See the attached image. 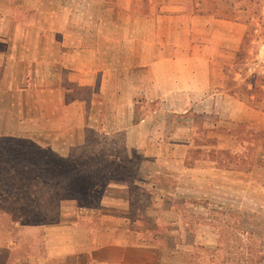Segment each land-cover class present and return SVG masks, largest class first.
I'll return each instance as SVG.
<instances>
[{
    "label": "rangeland",
    "instance_id": "obj_1",
    "mask_svg": "<svg viewBox=\"0 0 264 264\" xmlns=\"http://www.w3.org/2000/svg\"><path fill=\"white\" fill-rule=\"evenodd\" d=\"M182 1L189 13L228 19V51L208 52L223 63L214 76L224 92L263 108L264 0ZM197 24L201 31L204 21ZM209 30L198 32L197 44H219L212 35L220 24ZM67 72L57 71L50 83L44 67L6 68L0 91V264L44 254L48 228L59 223L125 232L130 243L158 247L161 264H264L263 170L260 192L251 188L258 181L245 175L238 197L231 174L219 173L215 181L223 184L205 189L202 182L195 199L188 170L169 158L190 144L187 160L212 158L214 150L202 145L214 139L202 124L189 131V116L173 112L182 101L166 94L148 98L150 76L139 71L105 79L89 72L85 83L75 70ZM136 111L141 119L133 124ZM231 135L245 139L244 148L235 147L244 149L247 171L253 143L264 154L263 133L235 127L220 142L234 145ZM39 153L46 157L37 158Z\"/></svg>",
    "mask_w": 264,
    "mask_h": 264
},
{
    "label": "crops",
    "instance_id": "obj_2",
    "mask_svg": "<svg viewBox=\"0 0 264 264\" xmlns=\"http://www.w3.org/2000/svg\"><path fill=\"white\" fill-rule=\"evenodd\" d=\"M182 3V0H0V91H4L6 68L44 67L50 83L57 71H68L66 77L72 76L70 69L76 71L74 75L80 83H85V74L89 72L94 78L105 79L115 78L116 74L131 78L139 71L142 76H150L147 83L153 90L148 98L166 94L179 99L184 105L173 112L189 116V131L202 124L207 129L206 137L215 140L202 145L215 151L212 158L187 162L191 144L173 160L169 158L180 170H188L195 186L191 189L195 199L203 193L202 182L205 189L209 184L213 187L223 184L215 181L219 173L231 174L238 197L246 188L245 175L252 183L258 181L256 189L254 185L251 188L260 192L258 179L264 172L260 144L253 143L256 154L246 171L244 149L239 151L235 147L244 148L240 139L231 135L234 145L220 142L235 127L262 131L264 141V107L258 108L224 92L222 82L214 76L215 68H222L223 63L208 52L228 51V19L189 13ZM198 19L204 21L202 30L206 33H211L209 29L214 23L220 24V32L212 35L220 37L219 44L217 41L213 44V40L209 45L197 44L198 32H202L197 28ZM16 29L23 31L17 34ZM115 69L119 72H114ZM133 119L134 113L132 123L140 122L134 123ZM225 152L237 155L236 167H229L228 159L215 158ZM45 244L44 254L23 257L19 263L161 264L162 260L158 247L130 243L125 232L114 235L99 226L50 225Z\"/></svg>",
    "mask_w": 264,
    "mask_h": 264
},
{
    "label": "trees",
    "instance_id": "obj_3",
    "mask_svg": "<svg viewBox=\"0 0 264 264\" xmlns=\"http://www.w3.org/2000/svg\"><path fill=\"white\" fill-rule=\"evenodd\" d=\"M244 35H246V34H244ZM240 47H241V44H240ZM231 95H232V93H231ZM140 119H141V117L139 115V112L138 111L134 112V119H133L134 123H138ZM214 141H212V142L214 143ZM240 141H241V139H240ZM243 141H245L244 138H243ZM243 141H241V142H243ZM188 153H189V151H188ZM222 155H224V158L223 159H228L229 160V162H230V164L228 165L229 167H232V168L233 167H236L235 165H233V162L236 161L235 159L237 158V155L231 154V152H229V153L228 152H225ZM241 156L242 155H240V157ZM36 157L37 158H45L46 156H44L43 154L39 153V155H37ZM217 159H219V157H217ZM187 162H188V160H187Z\"/></svg>",
    "mask_w": 264,
    "mask_h": 264
}]
</instances>
